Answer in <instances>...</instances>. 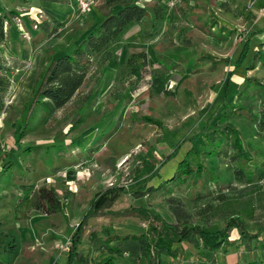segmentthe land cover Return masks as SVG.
Returning a JSON list of instances; mask_svg holds the SVG:
<instances>
[{
	"label": "rangeland",
	"instance_id": "obj_1",
	"mask_svg": "<svg viewBox=\"0 0 264 264\" xmlns=\"http://www.w3.org/2000/svg\"><path fill=\"white\" fill-rule=\"evenodd\" d=\"M160 1L164 5L166 17L154 23L143 21L134 24L118 41L105 46L102 53L91 59L89 73L87 71L79 90L46 119L45 127L19 137L16 134L14 139L13 129L21 128L15 119L16 97L22 95L24 90H30L27 88L38 76L49 49L59 48L61 43L71 48L81 38L74 40L75 34H85L104 13L112 9L106 5L105 0H94L91 7L84 11L80 10L78 0H0L1 6L15 8L21 15H29L24 20L29 24L30 31L26 30L22 16L13 14L11 21L4 22L8 41L1 43L0 47L7 60L18 67L10 69L12 86L5 98L6 107L0 115V157L6 156V159L14 160L16 166L19 149L32 147L37 143L40 149H26L21 153L20 165L35 168V159H39L44 167L39 166L41 169L38 172L52 173L58 167L59 170L51 175H42V178L41 174L37 175V182L48 176L45 177L47 185L71 190L65 201L67 204L64 211L58 210L48 215L35 212L26 224H22L16 217L14 223L12 221L7 226H0V239L4 238V230L13 229L21 240L19 252L11 259L10 264H64V241L96 189L113 185L126 189L131 182L129 166L142 154L147 143L159 155H163L178 140L197 132L209 115L214 114L215 121L233 107L232 96L223 99L218 89L232 67L227 59L237 55L243 39L258 27L256 15H263L264 0H188L187 4L183 3L184 7H180L178 3L168 5V0ZM184 8H191L197 13L200 16L198 21L209 25V31L205 24L203 28L193 25L186 10H182ZM51 12L66 22L56 29L53 36L45 37L35 44L31 32L35 30L37 33L39 30L35 27V23H39L36 14L38 18L45 20ZM255 38L253 35L245 63L250 64L253 60L254 67H237L233 74L236 81L245 75H255L264 81V61L255 58L254 51L257 47L264 50V46L259 45ZM23 40L31 44L32 53L24 63L17 60L16 64V56L19 58L21 54ZM170 45L180 46V50L191 56L190 62L196 60L195 56L199 53L204 56L199 58L192 69V63L189 62L184 70L167 69L164 63L158 61L156 53L167 50ZM77 62L80 63L81 60ZM106 74L110 76L108 84L104 81ZM100 82L101 89L106 84L105 90L99 93L100 96L91 105L92 111L86 116V121L72 129V115L86 101V94L99 86ZM121 86L133 88L127 101ZM140 110L160 118L162 125L136 118L135 114ZM224 119L239 128L245 140L251 141L260 152H264V132L255 134L253 126L237 113L226 115ZM86 126H89L88 130ZM82 130H86L87 137L93 138L90 150L85 137L77 138ZM71 139L76 141L71 144ZM206 140L202 135L194 144L199 145ZM97 141L100 145L96 144ZM191 145V141H185L176 156L161 166V178H165L167 171L174 170L179 158ZM10 173L5 168L0 174V187H8L16 182V176H10ZM158 182L159 177L156 176L148 184L157 185ZM237 186L240 184L237 183ZM1 190L0 188V209L2 197L5 196L1 194ZM227 192L230 197L225 202L226 207L236 209L255 206L261 214L264 182L258 190L246 195H239L238 191ZM7 194L10 199L14 198V191H7ZM168 195L146 193L136 198L126 191L120 192L111 208H122L132 202L148 203L168 220H174L176 216L173 215L171 203L164 199ZM219 224L221 222H214L206 228L215 229ZM101 226H107L112 228L110 232L121 234L145 230V223L133 215L104 214L91 217L78 246L90 264H104L101 258L106 251L97 241L92 245L87 237L90 228L99 230ZM118 245L126 247L128 243L118 242ZM179 249L178 252L177 247L175 257L167 256L168 264H205V261L198 258L196 248L190 243L182 242ZM259 255V250H246L244 244L237 241L225 251L212 254L210 259L213 264H226ZM115 260L120 264H129L131 256L124 251L123 254H115ZM142 261L141 255L137 263Z\"/></svg>",
	"mask_w": 264,
	"mask_h": 264
},
{
	"label": "trees",
	"instance_id": "obj_2",
	"mask_svg": "<svg viewBox=\"0 0 264 264\" xmlns=\"http://www.w3.org/2000/svg\"><path fill=\"white\" fill-rule=\"evenodd\" d=\"M107 6L118 8L104 13L101 19L85 33L78 32L74 36L77 43L71 48L60 44L59 48H50L48 56L36 78L24 90L23 94L16 97L15 119L21 126L19 130L12 133L20 135L29 131H37L45 127L46 119L58 108L67 103L78 91L87 76L88 66L91 59H95L105 50V46L118 41L122 35L132 25L149 21H155L166 17L164 5L160 0H105ZM184 1V2H183ZM188 0H176L180 7ZM187 4V3H186ZM148 8H147V7ZM151 9H150V8ZM185 12V8L182 9ZM189 21L203 28L204 24L200 16L191 8L186 10ZM22 16L15 8H6L0 5V44L8 41L7 30L4 22L12 20V15ZM39 23H35L37 33L31 32L32 41L36 44L45 37L53 36L56 29L65 24L66 20L61 19L54 13H49L45 20L38 18ZM258 27L249 33L242 41L240 49L235 57L229 56L227 62L232 67L227 72L226 77L220 83L218 92L227 99L234 100L231 110L224 112L221 119L213 121L214 114L209 115L197 132L184 136L165 154L159 155L148 143L142 154L130 164L129 175L131 182L128 186H109L98 188L93 192L88 200L86 208L81 213L77 224L70 229L64 241L66 258L64 264H90L87 257L79 250L84 231L91 217L104 214L112 215H133L140 218L145 223V230L140 233H116L110 232L112 228L101 226L99 230L90 228L88 239L92 245L97 241L98 245L106 251L101 258L104 264H120L115 260V254L128 252L131 256L129 264H138L140 256L143 261L140 264H168L167 256L175 257L176 249L182 242H188L196 248L198 258L205 261V264H213L210 256L219 251H225L228 246L237 241L244 244L246 250H259L260 255L248 258L245 261L230 262L226 264H264V205L261 214L255 206L243 208H228L225 206L226 200L230 197L231 191H238L239 195H246L258 190L264 182V152H260L251 141L245 140L242 132L233 123L224 119V116L237 113L247 119L253 126L255 134L264 132V81L255 75H245L239 81L233 79L234 71L237 67H254L253 60L250 64H245L250 51L252 36L254 35L259 45L264 46V13L256 15ZM25 28L28 29V23ZM30 22V21H29ZM207 31L209 25L205 24ZM52 26V27H51ZM30 32V31H29ZM224 33V32H223ZM83 34V36H81ZM218 34V33H217ZM222 36L221 34H218ZM21 54L17 60L25 62L31 56V44L23 40ZM172 44V42H170ZM255 58L264 61V50L256 48ZM158 61L164 63L167 69L184 70L187 63H192L191 69L200 57L189 61L191 56L180 50V46L170 45L167 50L156 53ZM193 57V56H192ZM210 59H212L210 57ZM81 60L80 63L77 61ZM83 60V61H82ZM188 64V65H189ZM22 65V64H21ZM18 67L15 63H10L5 57L0 47V115L6 107V95L9 94L12 86L10 80V69ZM21 68V67H19ZM176 75V74H173ZM110 76L106 74L104 81L108 84ZM101 89L102 82L93 91L86 94V101L77 109L70 119L71 128L74 129L82 122L86 121V116L90 113L91 105L105 90ZM123 96L127 101L132 95L133 88L121 86ZM135 89V88H134ZM154 92V90H153ZM143 108V107H142ZM135 117L141 121H151L162 125L160 118L140 110ZM89 129V126H86ZM204 135L205 143L194 144L196 139ZM85 137V143L89 147L93 138L87 137L86 132L77 136ZM16 138V137H15ZM191 141L192 145L186 149L176 163L172 173L161 178V166L173 158L180 146L185 141ZM71 139V144L75 142ZM198 142V141H197ZM258 142H260L258 140ZM97 145L98 141L96 142ZM12 148V147H11ZM21 149V150H20ZM16 154V166L14 160L0 157L3 162L0 166V174L5 168L10 170V176H16L13 185L0 187L3 202L12 206L11 214L0 216V226H7L14 223L16 217L18 221L26 224L35 214H54L58 210H63L67 204L65 202L71 190L68 188H57L46 184V178L37 182V175H51L54 172H38L40 167H44L39 159L36 160L35 168L22 167L19 157L26 149L38 150L39 144L32 147H21ZM40 166V167H39ZM159 177L157 185L148 184L154 178ZM46 177V178H45ZM263 177V178H262ZM161 178V179H160ZM263 182H261V180ZM260 180V181H259ZM18 182V184H17ZM237 183L240 186H237ZM13 187L11 190L10 188ZM7 191H14V198L8 196ZM128 192L136 198L144 194L168 195L164 199L170 201L174 220H168L159 210L150 204L132 202L122 208H111L114 200L120 192ZM214 222H221L215 229L206 228ZM3 239H0V264H10L12 258L19 252L20 238L13 229L2 232ZM18 237V239H17ZM118 242H127L126 247H121ZM176 244V245H175Z\"/></svg>",
	"mask_w": 264,
	"mask_h": 264
},
{
	"label": "crops",
	"instance_id": "obj_3",
	"mask_svg": "<svg viewBox=\"0 0 264 264\" xmlns=\"http://www.w3.org/2000/svg\"><path fill=\"white\" fill-rule=\"evenodd\" d=\"M63 1H66V0H63ZM112 10H114V9H116V8H118V6L117 5H115V6H112V7H110ZM104 79V78H103ZM79 90V89H78ZM87 130V129H86ZM86 130H82V131H80L79 133H78V136L79 135H81V134H84L85 132H86ZM12 136L14 137V139H15V137H16V135H15V133H12ZM50 143V142H49ZM52 143V142H51ZM176 156V155H175ZM174 158V157H173ZM172 158V159H173ZM176 160H178V158H176ZM2 162H3V159H0V163L2 164ZM79 162V161H78ZM1 164H0V166H1ZM57 169H59L58 167H56ZM172 173V170H170V171H167L166 173H165V178L166 177H168L170 174ZM153 179V178H152ZM154 185V184H153ZM2 207V209H0V216H4V215H10L11 214V209H12V206H10V204H8V203H6V202H3L2 203V205H1ZM97 217V216H96Z\"/></svg>",
	"mask_w": 264,
	"mask_h": 264
},
{
	"label": "built area",
	"instance_id": "obj_4",
	"mask_svg": "<svg viewBox=\"0 0 264 264\" xmlns=\"http://www.w3.org/2000/svg\"><path fill=\"white\" fill-rule=\"evenodd\" d=\"M94 0H78V5L81 11L87 10L91 7ZM168 5H174L176 0H168Z\"/></svg>",
	"mask_w": 264,
	"mask_h": 264
}]
</instances>
